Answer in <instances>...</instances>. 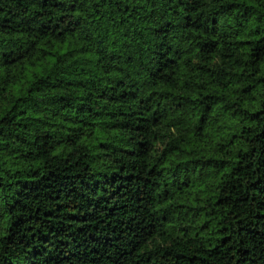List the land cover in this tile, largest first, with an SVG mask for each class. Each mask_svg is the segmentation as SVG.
<instances>
[{"label": "trees", "instance_id": "trees-1", "mask_svg": "<svg viewBox=\"0 0 264 264\" xmlns=\"http://www.w3.org/2000/svg\"><path fill=\"white\" fill-rule=\"evenodd\" d=\"M0 264H264V0H0Z\"/></svg>", "mask_w": 264, "mask_h": 264}]
</instances>
